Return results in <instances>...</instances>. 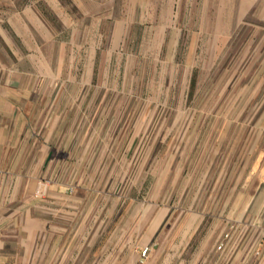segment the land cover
<instances>
[{"label": "crops", "instance_id": "obj_1", "mask_svg": "<svg viewBox=\"0 0 264 264\" xmlns=\"http://www.w3.org/2000/svg\"><path fill=\"white\" fill-rule=\"evenodd\" d=\"M254 40L264 64V0H0V264H264V129L219 193L205 175L173 206L112 211L77 180L92 97L63 96L64 74L108 70L112 41L189 73Z\"/></svg>", "mask_w": 264, "mask_h": 264}, {"label": "rangeland", "instance_id": "obj_2", "mask_svg": "<svg viewBox=\"0 0 264 264\" xmlns=\"http://www.w3.org/2000/svg\"><path fill=\"white\" fill-rule=\"evenodd\" d=\"M118 43L111 42L108 70L93 80L86 72L64 74L79 84H68L63 96L92 97L74 106L79 129L94 134L78 137L77 180L92 179L94 196L109 200L112 211L117 201L121 209L152 201L173 206L183 194L198 193L205 175L207 193H219L263 139L257 136L264 129L262 42H223L215 65L189 73L136 55L137 42H127L124 52ZM216 173L223 180L217 189L210 184Z\"/></svg>", "mask_w": 264, "mask_h": 264}, {"label": "built area", "instance_id": "obj_3", "mask_svg": "<svg viewBox=\"0 0 264 264\" xmlns=\"http://www.w3.org/2000/svg\"><path fill=\"white\" fill-rule=\"evenodd\" d=\"M223 246H224V244L221 243V244L218 246V250H222ZM148 251H149L148 248L142 250V252H141L142 258H146V257H147Z\"/></svg>", "mask_w": 264, "mask_h": 264}]
</instances>
